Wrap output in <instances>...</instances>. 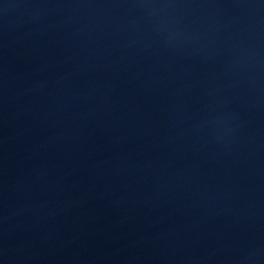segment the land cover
I'll use <instances>...</instances> for the list:
<instances>
[{
	"label": "water",
	"instance_id": "95a60500",
	"mask_svg": "<svg viewBox=\"0 0 264 264\" xmlns=\"http://www.w3.org/2000/svg\"><path fill=\"white\" fill-rule=\"evenodd\" d=\"M0 264H264V0H0Z\"/></svg>",
	"mask_w": 264,
	"mask_h": 264
}]
</instances>
